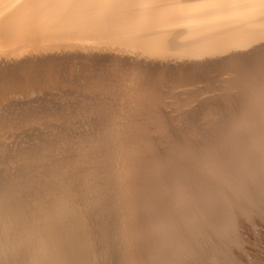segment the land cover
Returning <instances> with one entry per match:
<instances>
[{"label": "bare ground", "instance_id": "6f19581e", "mask_svg": "<svg viewBox=\"0 0 264 264\" xmlns=\"http://www.w3.org/2000/svg\"><path fill=\"white\" fill-rule=\"evenodd\" d=\"M79 201L110 264L234 263L264 215V0H0V264H96Z\"/></svg>", "mask_w": 264, "mask_h": 264}, {"label": "rangeland", "instance_id": "374dc122", "mask_svg": "<svg viewBox=\"0 0 264 264\" xmlns=\"http://www.w3.org/2000/svg\"><path fill=\"white\" fill-rule=\"evenodd\" d=\"M79 202H80V204H82V202H83L82 205L84 206V208L88 212L90 211V214L89 213L88 214H89V216L91 218L90 219V226L92 225L91 228L93 229L91 231L92 234L90 235V238H92V239H90V240L91 241H94L93 244L96 243V245L95 244L94 245L91 244V245H92L93 249L96 247L97 251H99V252H97L96 249H94V252L96 254V260H97V261L95 260L96 261L95 263L96 264H99V263L100 264H110L109 263L110 261L107 260V257H106V254H105V249L103 248L104 247V243H103V238L102 237L103 236L105 237V234H106V236L108 235V237L113 236V225L111 224V221H110V219L108 217H105L104 215L101 214V209L99 210V207L98 206L95 205L96 208L91 209L90 206H87L88 204L86 205V202L85 201H79ZM253 212H252L251 217L255 216L257 219H255V217H254V219H251V218L249 219V220H251L250 222H249L248 219H247L248 222H245L247 220H242V218H241L240 221H239V223H238V224H240V223L242 224V222H243V224L242 225L240 224V226L238 225L239 227L237 228V230H238L237 232H238V235H239V241H238L237 244H241V245H237L238 248H237L236 245H235V247L233 246V248L231 247V250L228 252L229 254L227 253V257L228 256L230 257L231 255H233V257H230L231 258L230 261L231 262L234 261V263L236 262L235 264H264V217H262L264 215L261 214V216H260V213L258 212V210L257 211L255 210ZM95 214H96V216H95ZM257 215H259L258 217L260 219L257 217ZM102 216H104V217H102ZM102 218H103V221H102ZM253 220H255V221H253ZM98 221L100 222V225H99ZM251 223H253V224H251ZM95 226L97 228L94 229ZM96 229H99V230H96ZM239 229H240V231H239ZM102 231L104 232V235L101 234V233H103ZM99 232H100L101 236H99L100 235ZM240 233H243V235L240 234ZM240 235H242V236H240ZM94 236H95V238H94ZM100 237H101L102 240L100 239ZM240 237H242V239ZM93 239H95L97 241H95ZM91 241H90V243H92ZM242 241H243V243H242ZM101 244H102V247H101ZM98 249H100V250H98ZM224 250H226V249L223 248V251ZM232 250H234L235 253ZM226 252H227V250H226ZM97 253L100 254L99 257L102 260L99 259V258H97V256H98ZM104 257H105V259H104ZM227 259H229V258H227Z\"/></svg>", "mask_w": 264, "mask_h": 264}, {"label": "snow or ice", "instance_id": "6c2138e0", "mask_svg": "<svg viewBox=\"0 0 264 264\" xmlns=\"http://www.w3.org/2000/svg\"><path fill=\"white\" fill-rule=\"evenodd\" d=\"M44 2L73 3V2H78V0H44Z\"/></svg>", "mask_w": 264, "mask_h": 264}]
</instances>
